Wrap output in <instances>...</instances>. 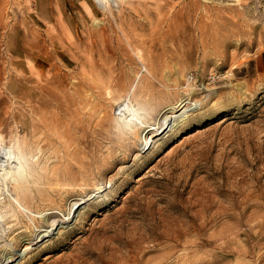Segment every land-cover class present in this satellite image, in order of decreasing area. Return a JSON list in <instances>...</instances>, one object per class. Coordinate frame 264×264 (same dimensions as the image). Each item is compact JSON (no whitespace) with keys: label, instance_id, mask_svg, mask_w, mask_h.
<instances>
[{"label":"rangeland","instance_id":"374dc122","mask_svg":"<svg viewBox=\"0 0 264 264\" xmlns=\"http://www.w3.org/2000/svg\"><path fill=\"white\" fill-rule=\"evenodd\" d=\"M109 2L112 14L105 9L101 0H0V133L8 144L14 145L15 148L18 145L17 149L27 147L29 150L31 171L22 181H29L33 194L36 192L35 198H27L28 201L22 199L23 197L21 199L31 207L37 202L32 208L35 210L33 214L49 212V206L54 204L51 200H56V205L62 210L56 207L54 212L46 215L47 220L42 216L39 220L38 216L36 221L39 225L43 223V226L48 224L47 222H53V219H63V216L67 215L68 207L75 211L78 203H81V206L75 214H83L79 220L75 217L77 222L73 220L69 228H60H63L64 234L55 233L54 238L45 245L37 246L29 251L26 257H21L11 264H191L193 259L192 264H264V0ZM189 3L197 5L191 8ZM243 3L249 7H244ZM156 4L163 6L162 9ZM238 12L240 14H237ZM113 15L117 16L116 21ZM96 16L104 21L107 51L114 55V58H111L110 71L119 79L118 83H109L112 87L106 85L107 88L101 85L99 79L104 76L106 66L99 68V71L98 68L87 69L89 64H85L86 69L81 68L80 65L75 66L77 63L75 64V58L71 55L72 50L81 43L90 42L87 32L96 29ZM259 38H263V42H258L261 40ZM128 40L139 45V48L152 49L153 55L160 56V60L163 57V83L154 79L157 83L154 82L153 86L139 87V81L147 72ZM223 40L226 41L222 42ZM250 41H254L251 46L248 45ZM93 58L97 62L100 60L98 56ZM81 60L85 61L83 58ZM249 64L251 68L248 72L245 68ZM81 79L86 83L82 82V87H79L75 82L78 83ZM95 83L98 84L96 89ZM61 84L63 87H60ZM154 87L156 89H153ZM79 90L85 92L88 103L85 102L88 101L87 98H83V92ZM108 92L110 95H107ZM69 93H73V97ZM93 93L100 96V99H97L95 94L92 95ZM160 94H163V97L159 96ZM184 95L189 96L188 104L193 108L189 110L187 120L168 130L149 149H142V138L130 133L126 127L129 119L124 118L126 115L123 109L128 112L127 108L132 107L142 120L148 118L146 122L156 124L165 118V111H168L165 108L175 104L178 98L186 97ZM93 98H96L95 102ZM79 101L84 103H80V106ZM160 101L163 107L159 105ZM86 103L88 107L90 104L97 105L90 106L94 109L90 110ZM77 105L81 107L80 110ZM23 106L28 107L24 109ZM68 106L72 107L71 115L67 111ZM31 110L32 115L36 114V117L31 115ZM38 110L41 111L42 117ZM49 112L55 113L60 123L55 121L53 124L51 120L48 121L52 114ZM52 116L56 117L54 114ZM67 116L68 120H62ZM109 119L111 120L108 121ZM62 124L63 128L67 125L65 131ZM72 126L75 132L69 137V141L61 133L69 132L68 129ZM94 126L96 130H93ZM139 127L140 131L145 129L142 124ZM188 127L190 130L186 134L185 142L164 156L166 149L177 141ZM197 127H200L202 132L196 133ZM153 130L146 127L143 136L148 137ZM52 131L56 132L51 133ZM27 133L31 135L28 136ZM126 133H129L128 136ZM35 134L36 136H33ZM46 137L48 140H45ZM89 144L91 145L88 147ZM49 146L53 150H50ZM79 155L81 158H78ZM86 160L92 168H87V174L90 175H87L85 189L82 190V187L77 185L68 189L69 191L61 189L59 194H52L50 191V194L44 193L40 197L38 189H46L45 182H55L56 172L69 166L78 171V162L83 164ZM92 160H95V163ZM80 163L79 166L82 165ZM34 167H37L39 172H35ZM19 190L22 195L21 188ZM5 191L6 187L0 185V209L4 214H8L6 220L9 222L7 224L6 221L7 225L2 226L5 231L3 229L4 233L0 232L3 234L0 235V246L2 242L10 241L13 246L23 250L31 240L28 237H35L34 231L32 227H25L31 225L29 218L17 211L16 205ZM249 194L251 197H247ZM6 201L11 202L7 204ZM84 201L87 202L82 204ZM9 208H15L16 214ZM242 215L244 217H241ZM13 217L15 218L12 219ZM174 235L177 237L174 238ZM3 237H7L8 241ZM58 237L62 239L59 243L52 242ZM187 240L191 242L188 243ZM44 255H51L50 259ZM187 256L193 259H188ZM218 256H221V260Z\"/></svg>","mask_w":264,"mask_h":264},{"label":"bare ground","instance_id":"6f19581e","mask_svg":"<svg viewBox=\"0 0 264 264\" xmlns=\"http://www.w3.org/2000/svg\"><path fill=\"white\" fill-rule=\"evenodd\" d=\"M97 1V0H96ZM102 1V3L104 4V6H105V9L107 10V11H109L111 14L113 13L112 12V6H111V3L109 2V0H101ZM122 1H124L125 3H139L140 1H143V2H147V0H122ZM195 1V0H194ZM204 1V0H203ZM237 2H242L243 0H236ZM169 2V1H168ZM71 3V2H70ZM73 3V2H72ZM246 3V2H245ZM245 3H243V5H244V7H249L248 5L250 4V3H248L247 2V4L248 5H246ZM86 4V3H85ZM199 4V3H198ZM240 4V3H239ZM33 5V4H32ZM92 5V4H91ZM157 5V4H156ZM194 5H197L196 3H189V6L191 7V8H193L194 7ZM72 6H73V4H72ZM78 6H80V5H78ZM87 6V5H86ZM93 6V5H92ZM158 6V5H157ZM185 6V5H184ZM159 7V9H162L161 7H163V6H161V5H159L158 6ZM165 7V6H164ZM173 7H175V5L173 6ZM76 8H78V7H76ZM177 8V7H176ZM207 8V7H206ZM190 9V8H189ZM209 9V8H208ZM231 9V8H230ZM163 11V10H162ZM95 12V11H94ZM92 14H93V12H91ZM237 14H240V12H238ZM58 15H59V13H58ZM83 15V14H82ZM85 16V15H84ZM113 17H114V21H116L117 20V16H115V15H113ZM83 20V19H82ZM95 26H96V29H94V30H91V31H89V33L87 32V35H89V38H90V42H86V43H81V45H79L75 50H72V53H71V55H72V57H74L75 59V66H77V65H80L81 66V68H85V64H89V67L87 68V69H94V68H98V71H99V68H104L105 66H106V70H105V74H103L104 76H102V77H100L99 79H100V83H101V85H103L104 87L107 85H109V83L111 84L112 82H117L118 83V76H113L112 75V73H111V71H110V69H111V58H114V55H112V53H109L108 51H107V43H108V41H107V39L105 38V36H104V31H105V27H104V21L103 20H101V19H99V18H97V16L95 17ZM82 24V23H81ZM115 24H117V25H119L118 23H115ZM48 25V24H47ZM205 25V24H204ZM111 26L116 30V28L111 24ZM253 28V27H252ZM91 29V28H90ZM204 29V28H203ZM43 30V29H42ZM205 31V30H204ZM203 31V32H204ZM243 31V30H242ZM218 32V31H217ZM236 33V32H235ZM204 34H205V32H204ZM93 36H95V38H93ZM113 37V36H112ZM259 39H261V40H258V42H260V41H262L263 42V38H259ZM113 40V39H112ZM215 40H217V39H215ZM220 40L221 39H219V42H220ZM119 41V40H118ZM226 40H223L222 42H225ZM128 42H129V45H130V47H132L133 48V51H135L137 54V56H138V59L142 62V64L144 65V68H145V70H146V72H147V74L145 75V76H143L142 78H141V81H139L141 84H139V87H141L142 86V88L143 87H146V86H153V83L154 82H156L157 83V81H160V83H163V77H165V76H163V57H161V60L159 59V57L160 56H155V55H153V52H152V49H146V48H143V47H141V48H139V45H135L134 43H133V41L132 40H128ZM241 43H243V41L241 40L240 41ZM257 42V43H258ZM45 43H47V42H45ZM254 43V41H250L249 42V46H251L252 44ZM50 45H51V43H50ZM119 45V44H118ZM135 46V47H134ZM139 51H138V50ZM128 50V49H127ZM43 51V50H42ZM48 52V51H47ZM114 52V51H113ZM125 52H127V51H125ZM124 51H123V53H125ZM49 53V52H48ZM88 54H90L92 57L90 58V56L88 55ZM168 53H166V55H167ZM93 56H98V58L100 59L99 60V62H97V61H94V58H93ZM235 57V56H234ZM81 58H83L85 61L83 62L82 60H81ZM237 58V57H236ZM233 60H234V58H233ZM232 60V61H233ZM58 62V61H57ZM56 62V63H57ZM50 64H52V63H50ZM54 64V63H53ZM165 64V63H164ZM237 64V63H236ZM55 65H57V64H55ZM59 65V64H58ZM52 66V65H51ZM238 66V65H237ZM236 67V66H235ZM53 68H55V67H53ZM249 68H251L250 67V64L248 65V67L247 68H245V70H247L248 72H249ZM55 69H59V67L58 68H55ZM61 69V68H60ZM72 69V68H71ZM86 69V68H85ZM84 69V70H85ZM243 69H244V67L243 68H241V70L243 71ZM51 70V69H50ZM63 70V69H62ZM73 70H75L74 68H73ZM77 70V69H76ZM115 70V69H114ZM54 71V70H53ZM61 71V70H60ZM72 71V70H71ZM174 71V70H173ZM250 71H252V70H250ZM62 72V71H61ZM66 72V71H65ZM73 72V71H72ZM82 72V71H81ZM89 72H90V70H89ZM117 72V71H116ZM46 73V72H45ZM59 73V72H58ZM67 73V72H66ZM83 73V72H82ZM104 73V72H103ZM115 73V72H114ZM73 74V73H72ZM79 74V73H78ZM133 74V73H132ZM91 75V74H90ZM165 75V74H164ZM42 76H43V74H42ZM120 76H122V75H119V77ZM168 76H170V75H168ZM55 77V76H54ZM61 77V76H60ZM66 77V76H65ZM56 78V77H55ZM71 78V77H70ZM76 78V77H75ZM81 78V77H80ZM79 77H78V79H80ZM88 78V77H87ZM60 79V78H59ZM64 79V78H63ZM63 79H62V83H63ZM85 79V78H84ZM154 79L155 80H157V81H154ZM177 79V78H176ZM65 80V79H64ZM76 80V79H75ZM139 80V79H138ZM166 80H168V79H166ZM165 80V81H166ZM54 81V80H53ZM55 82V81H54ZM69 82H70V80H69ZM82 82H84L82 79L81 80H79L78 81V83H76L75 82V84L77 85H79V87L82 85ZM92 82H95V81H92ZM91 82V83H92ZM171 82V81H170ZM169 82V83H170ZM174 82V81H173ZM56 83V82H55ZM59 83V82H58ZM65 83V82H64ZM71 83V82H70ZM84 83H86V82H84ZM89 83V82H88ZM134 83H135V81H134ZM137 83H138V81H137ZM156 83H155V86H156ZM166 83V82H165ZM175 83V82H174ZM96 84V83H95ZM120 84V83H119ZM159 84V83H158ZM170 84H172V83H170ZM190 84H192V83H190ZM195 84V83H194ZM69 85V84H68ZM73 85V84H72ZM90 85V84H89ZM98 84H96L95 85V89H96V86H97ZM100 85V84H99ZM113 85H114V83H113ZM122 85H123V83H122ZM135 85L137 86V84L135 83ZM164 85V84H163ZM167 85V84H166ZM58 86V85H57ZM62 86V84L60 85V87ZM85 86H87V85H84V87ZM109 86H111V85H109ZM116 86V85H115ZM165 86V85H164ZM171 86V85H170ZM53 87V86H52ZM59 87V88H60ZM63 87V86H62ZM74 88H76L75 86H73ZM78 87V88H79ZM82 87V86H81ZM88 87V86H87ZM101 88H102V86H100ZM112 87V86H111ZM158 86H156V88H157ZM86 88V87H85ZM89 88V87H88ZM87 88V89H88ZM105 88H107V87H105ZM109 88V87H108ZM114 88V87H113ZM117 88V87H116ZM155 87L153 88V89H156ZM42 89H43V87H42ZM63 89V88H62ZM73 89V88H72ZM81 89V88H80ZM83 89V88H82ZM81 89V90H82ZM103 89V91H105L104 90V88H102ZM110 89V88H109ZM136 90H137V88H135ZM148 89V87L145 89V90H147ZM188 89V88H187ZM186 89V90H187ZM191 89V88H190ZM57 90H59V89H57ZM69 90H71V88L69 89ZM74 90V89H73ZM85 90V89H84ZM91 90V89H90ZM111 90H112V88H111ZM115 90V89H114ZM114 90H113V92H114ZM142 90H144V89H142ZM144 90V91H145ZM150 90V89H149ZM162 90V89H161ZM194 90V89H193ZM80 91V90H79ZM78 91V92H79ZM86 91V90H85ZM87 91H89V90H87ZM93 91V90H92ZM110 91V90H109ZM138 91V90H137ZM163 91V90H162ZM168 91V90H167ZM189 91V90H188ZM39 92V91H38ZM66 92H68V89H67V91ZM81 92V91H80ZM83 92V94L85 93L84 91H82ZM81 92V93H82ZM90 92V91H89ZM106 92V91H105ZM123 92V91H122ZM126 92V91H125ZM146 92V91H145ZM153 92V91H152ZM165 92V91H164ZM45 93V92H44ZM49 93V92H48ZM92 93V92H91ZM90 93V94H91ZM109 93V92H108ZM110 93H111V91H110ZM110 93L109 94H107V95H110ZM128 93V92H127ZM142 93V92H141ZM150 93H151V91H150ZM154 93V92H153ZM190 93V92H189ZM70 94V93H69ZM73 94V93H72ZM72 94H70V96L72 95ZM80 94V93H79ZM95 93H93L92 95H94ZM120 94V93H119ZM124 94V93H123ZM138 94V93H137ZM140 94V93H139ZM149 94V93H148ZM147 94V95H148ZM175 94V93H174ZM185 94V93H184ZM45 95V94H44ZM74 95V94H73ZM78 95V94H77ZM89 94H87V96H88ZM91 95V96H92ZM96 95V94H95ZM99 95H101V94H99ZM117 95V94H116ZM127 95V94H126ZM125 95V96H126ZM158 95V94H157ZM187 95V94H186ZM186 95H184V96H186ZM191 95H192V93H191ZM50 96H51V94H50ZM86 96V94H84V96H83V98ZM113 96V95H112ZM115 96V95H114ZM149 96V95H148ZM159 96H161V97H163V94H160ZM29 97H30V95H29ZM44 97V96H43ZM71 97H73V96H71ZM78 97V96H77ZM96 97H98L97 95H96ZM100 97V96H99ZM97 98V99H100V98ZM106 97H108V96H106ZM123 98H124V96H122ZM140 97V96H139ZM145 97V96H144ZM35 98V97H34ZM47 98V97H46ZM69 98V97H68ZM67 98V99H68ZM74 98H75V96H74ZM74 98H71V99H73L74 100ZM85 98H87V100H88V97H85ZM89 98H90V96H89ZM102 98V97H101ZM112 98H115V97H112ZM111 98V99H112ZM119 97H117V99H118ZM136 98V97H135ZM135 98H133V99H135ZM149 98L150 97H148V99L147 100H149ZM37 99V98H36ZM49 99V98H48ZM52 99V98H51ZM51 99H50V101H51ZM76 99V98H75ZM78 99H81V98H77V100ZM96 99V98H95ZM95 99L93 98V100H94V102H95ZM116 99V100H117ZM141 99V98H140ZM155 99V98H154ZM22 100H24V99H22ZM77 100H76V102H77ZM85 100V99H84ZM121 100V99H120ZM119 100V101H120ZM152 100V99H151ZM151 100H150V102H151ZM178 101L175 103V104H173L172 106H170L169 108H165L166 110H168V111H165V118L162 120V121H157L156 122V124H153V123H150V122H146L147 121V119L148 118H146L145 120L143 119H141V117H140V115H138V113L135 111L136 109H133L132 107L129 109V108H127L128 109V112H127V110L126 109H123L124 110V114L126 115V117H124V118H127V119H129V120H127V122L128 123H126V127H128V129H129V132L130 133H135L136 135H139L140 136V138H142V149H144V150H146V149H149L150 147H151V145L153 144V143H155L163 134H166V132H168V130H172V129H174L175 127H177V126H179L180 124H182V123H184V121H186L187 120V118L189 117V110H192L193 108L192 107H190L189 106V100H190V98H189V96H186V97H181L180 99L178 98L177 99ZM21 101V100H20ZM36 101V100H35ZM46 101H49V100H46ZM97 101V100H96ZM107 101H108V98H107ZM110 101H112V100H110ZM114 101V100H113ZM112 101V102H113ZM127 101V100H126ZM27 102V101H26ZM52 102H54V101H52ZM73 102V101H72ZM83 101H79V105L81 106L82 104H80V103H82ZM85 102H89V100L88 101H85ZM92 102V101H91ZM90 102V103H91ZM93 102V103H94ZM98 102V101H97ZM143 102H145V101H143ZM142 101H141V103H143ZM147 102V101H146ZM84 103V102H83ZM86 103V105H87V107H88V104ZM114 103H115V101H114ZM120 103V102H119ZM140 103V104H141ZM161 101H160V106H162L163 107V105H161ZM23 104H24V102H23ZM34 104H35V102H34ZM37 104V103H36ZM46 104V103H45ZM69 104H71V102L69 103ZM76 104V103H75ZM100 104V103H99ZM125 104V103H124ZM131 104V103H130ZM145 104V103H144ZM147 104V103H146ZM148 104H149V101H148ZM148 104H147V106H148ZM28 105V104H27ZM54 105V104H53ZM72 105V104H71ZM86 105H85V109L87 108L86 107ZM92 105H97V104H92ZM92 105L90 104V106L92 107ZM111 105H112V103H111ZM129 105V104H128ZM152 105V104H151ZM158 105V106H159ZM22 106V105H21ZM31 106H32V104H31ZM55 106V105H54ZM67 106V105H66ZM78 106V105H77ZM84 106V105H83ZM82 106V107H83ZM89 106V107H90ZM93 106V107H94ZM113 106H115L114 104H113ZM121 106H123V105H121ZM140 106H142V105H140ZM28 106H26V108H27ZM40 107H42V106H40ZM88 107V108H89ZM90 107V110L91 109H93V108H91ZM96 107H99V106H96ZM124 107V106H123ZM129 107V106H128ZM133 107H134V105H133ZM23 108H24V106H23ZM26 108H24V109H26ZM38 108V107H37ZM43 108V107H42ZM78 108H79V106H78ZM81 108V107H80ZM80 108H79V110H80ZM84 108V107H83ZM82 108V109H83ZM87 108V109H88ZM102 108H103V106H102ZM110 108V107H109ZM135 108V107H134ZM141 108H143V107H141ZM150 108V107H149ZM152 108V107H151ZM22 109V108H21ZM21 109H19V110H21ZM39 109V108H38ZM74 109H76V107L74 108ZM84 109V110H85ZM87 109H86V112H87ZM145 109V108H144ZM157 109H158V107H157ZM163 109V108H162ZM195 109V108H194ZM29 110H30V108H29ZM49 110V109H48ZM94 110V109H93ZM99 111H101L100 110V108L98 109ZM141 110V109H140ZM147 110V109H146ZM170 110V111H169ZM21 111H23V110H21ZM32 111L33 110H31V115H32ZM50 111V110H49ZM54 111V110H53ZM63 111V110H62ZM67 111L69 112V114L71 115L72 114V107H70V106H68V109H67ZM89 111V110H88ZM160 111V110H159ZM38 112H39V110H38ZM42 112H44V111H42ZM82 112H84V111H82ZM85 112V113H86ZM90 112V111H89ZM153 112V111H152ZM36 113V112H35ZM41 113V111L38 113V114H40ZM49 113H52V112H49ZM62 113V112H61ZM60 113V114H61ZM92 113H93V111H92ZM96 113V112H95ZM98 113H101V112H98ZM139 113L142 115V113H141V111H139ZM147 113H149V112H147ZM158 113V112H157ZM37 114V115H38ZM43 114H45V113H43ZM55 115L56 117H57V115L55 114V113H52L51 114V117H50V115H49V119H48V121L49 120H51V122H54L53 124H55L57 121H58V123H60V120H59V117H53L52 115ZM84 114V113H83ZM88 114V113H87ZM86 114V115H87ZM91 114V113H90ZM90 114H88V115H90ZM97 114V113H96ZM124 114H122V115H124ZM143 114H145V112H143ZM36 115V114H35ZM35 115H32V116H35ZM59 115V114H58ZM63 115V114H62ZM66 115V114H65ZM85 115V114H84ZM83 115V116H84ZM87 115V116H88ZM94 115V114H93ZM106 116H108V114H105ZM124 115V116H125ZM148 115V114H147ZM151 115V114H150ZM20 116V115H19ZM29 116H30V114H29ZM44 116H46V114L44 115ZM80 116V115H79ZM117 116V115H116ZM31 117V116H30ZM36 117V116H35ZM40 117H42L41 116V114H40ZM61 117V116H60ZM90 117V116H89ZM93 117H95V116H93ZM93 117H91V118H93ZM98 117V116H97ZM103 117V116H102ZM110 116H108V118H109ZM114 117V116H113ZM144 117H145V115H144ZM154 117V116H153ZM44 118V117H43ZM64 118H66L67 120H68V116L67 117H63L62 118V120H64ZM85 118H87V117H85ZM107 118V119H108ZM30 119H32V118H30ZM38 119H39V116H38ZM41 120H42V118H40ZM80 119H81V117H80ZM95 119H97L96 117H95ZM100 119H102V118H100ZM153 119V118H152ZM40 120V121H41ZM84 120V119H83ZM86 120V119H85ZM88 120V119H87ZM86 120V121H87ZM111 119H109L108 121H110ZM149 120H150V118H149ZM224 120H226V119H224ZM32 121V120H31ZM39 121V120H38ZM37 121V122H38ZM39 121V122H40ZM45 121H47V120H45ZM56 121V122H55ZM65 121V120H64ZM74 121H76V119L74 120ZM88 121H90V118H89V120ZM94 121V120H93ZM98 121V120H97ZM96 121V122H97ZM114 121V120H113ZM124 121V120H123ZM151 121H153V120H151ZM50 122V123H51ZM63 122V121H62ZM70 122V121H69ZM77 122V121H76ZM125 122V121H124ZM29 123H30V121H29ZM49 123V124H50ZM75 123V122H74ZM88 123V122H87ZM95 123V122H94ZM94 123H93V125H94ZM186 123V122H185ZM41 124H43L42 122H41ZM40 124V125H41ZM44 124H46L45 122H44ZM63 124H64V122H63ZM63 124H62V128H63ZM92 124V123H91ZM125 124V123H124ZM143 125L144 127H145V129H146V127H148L149 128V130L151 129H154L153 130V132L152 133H150V134H148V137H147V135H144L143 136V131L145 130V129H143L142 131H140V127H139V125ZM29 125V124H28ZM33 124H31V126H32ZM47 125H48V122H47ZM65 125V124H64ZM74 125H76V123L74 124ZM30 126V125H29ZM44 126V125H43ZM50 126H51V124H50ZM54 126V125H53ZM52 126V127H53ZM78 126V125H77ZM99 126V125H98ZM97 126V127H98ZM108 126V125H107ZM122 126V125H121ZM121 126L119 127L120 129H121ZM156 126V127H155ZM40 127V126H39ZM42 127V126H41ZM57 127V126H56ZM58 127H59V129L61 128L60 127V125L58 124ZM65 127H67V125L65 126ZM65 127L63 128L64 129V131H65ZM70 127H71V124H70ZM86 127H87V125H86ZM95 127V128H94ZM93 128V130H96V126H94ZM123 127V126H122ZM125 127V126H124ZM20 128H21V126H20ZM30 128V127H29ZM32 128V127H31ZM30 128V129H31ZM44 128H45V126H44ZM76 128L77 127H75V130H76ZM88 128V127H87ZM86 128V129H87ZM105 128V127H104ZM114 128V127H113ZM200 127H197V130L198 131H196V133H200V132H202L201 131V129H199ZM26 129V128H25ZM34 129V128H33ZM36 129L37 128H35V131H36ZM43 129V128H42ZM47 129H48V127H47ZM50 129H51V127H50ZM50 129H49V131H50ZM67 129V128H66ZM83 129V128H82ZM90 129H92V128H90ZM103 129V128H102ZM106 129H108V127L106 128ZM111 129V128H110ZM28 130V129H27ZM45 130V129H44ZM43 130V131H44ZM69 130V132H63V133H61V131H63V130H61L60 131V133L61 134H64L65 135V137L66 138H68L67 140H71L69 137L70 136H72L73 134H74V128H73V126H72V128H70V129H68ZM79 130V129H78ZM98 130V129H97ZM122 130V129H121ZM190 130V127H188L187 129H186V131L184 132V134L177 140V141H175L174 143H172L167 149H166V153H165V155L164 156H167L168 154H170L173 150H174V148L175 147H177V146H179V145H181V144H183L184 142H185V139H186V137H187V135L186 134H188V131ZM203 130V129H202ZM29 131V130H28ZM34 131V130H33ZM46 131V130H45ZM44 131V132H45ZM49 131H48V133H49ZM119 130H117V132H118ZM123 131V130H122ZM124 131H125V129H124ZM24 132V131H23ZM22 132V133H23ZM39 132V131H38ZM56 132V131H55ZM54 131H52L51 133H55ZM77 132V131H76ZM79 132H81V131H79ZM95 132V131H94ZM100 132H102V131H100ZM116 132V133H117ZM18 133V132H17ZM37 133V132H36ZM41 133V132H40ZM58 133V132H57ZM123 133V132H122ZM15 134H16V132H15ZM30 134V133H29ZM50 134V133H49ZM48 134V135H49ZM77 134V133H76ZM79 134V133H78ZM88 134V133H87ZM119 134V133H118ZM127 134V133H126ZM129 134V133H128ZM128 134H127V136H128ZM27 135H28V133H27ZM31 135V134H30ZM30 135H28V136H30ZM56 135V134H55ZM64 135H63V137H64ZM80 135V134H79ZM25 136V135H24ZM33 136H36V134L35 135H33ZM38 136V135H37ZM44 136V135H43ZM51 136V135H50ZM53 136H54V134H53ZM115 136V135H114ZM119 136V135H118ZM134 136V135H133ZM12 137V136H11ZM10 137V138H11ZM26 137V136H25ZM63 137H59V138H62L63 139ZM75 137H80V136H75ZM82 137V136H81ZM94 137V136H93ZM96 137V136H95ZM112 137V136H111ZM132 137V136H131ZM15 138V137H14ZM29 138V137H28ZM37 138V137H36ZM40 138V137H39ZM43 138V137H42ZM52 138V137H51ZM58 138V137H57ZM84 138H86V136L84 137ZM108 138V137H107ZM34 139H35V137H34ZM53 139H55L54 137H53ZM52 139V140H53ZM78 139V138H77ZM112 139H113V137H112ZM115 139V138H114ZM113 139V140H114ZM118 139H120V138H118ZM129 139V138H128ZM36 140V139H35ZM42 140V139H41ZM45 140H48V138L46 137V139ZM51 139H50V141H52ZM60 140V139H59ZM58 140V142H60L61 143V141H59ZM79 140V139H78ZM116 140V139H115ZM18 141V140H17ZM38 141L40 142V139H38ZM43 141V140H42ZM53 141H55V140H53ZM63 141V140H62ZM64 141H65V139H64ZM83 141V140H82ZM13 142H14V140H13ZM21 142V141H20ZM33 142H34V140H33ZM37 142V141H36ZM46 142L47 141H45V143L44 144H46ZM111 142V141H110ZM113 142V141H112ZM119 142V141H118ZM117 142V143H118ZM124 142V141H123ZM26 143V142H25ZM42 143V142H41ZM48 143H49V141H48ZM55 143V142H54ZM60 143H59V145H60ZM78 143V142H77ZM81 143H83V142H81ZM122 143V142H121ZM177 143V144H176ZM19 144V143H18ZM34 144H36V143H34ZM52 144V143H51ZM56 144H57V142H56ZM62 145H63V143H61ZM65 144V143H64ZM70 144V143H69ZM76 144V143H75ZM114 144H116V143H114ZM176 144V145H175ZM21 145V144H20ZM19 145V146H20ZM23 145V144H22ZM30 145H31V143H30ZM29 145V146H30ZM37 145H38V143H37ZM36 145V147H38ZM41 145V144H40ZM53 145V144H52ZM77 146H78V144H76ZM91 144H89L88 145V147L90 146ZM98 145V144H97ZM112 145H113V143H112ZM25 146V145H24ZM28 146V145H27ZM42 146V145H41ZM51 146V145H50ZM49 146V147H50ZM55 146V145H54ZM53 146V147H54ZM122 146V145H121ZM126 146V145H125ZM21 147V146H20ZM34 147H35V145H34ZM33 147V148H34ZM59 147V146H58ZM62 147H64V145L62 146ZM65 147H66V145H65ZM69 147V146H68ZM17 148H18V145H17ZM17 148H15L14 147V145H12V144H8L7 142H6V140L4 139V137H3V134H1L0 133V185H3V187H6V193H7V195H8V197H10L11 198V200H12V202H13V204H15L16 205V209H17V211H21V214L22 213H24L28 218H29V222H31V225L30 226H25V227H32V231H34L33 232V234H34V238H32V237H28V239H31L30 241H29V243H28V245L27 246H25L24 247V249L23 250H21V249H19V248H16L15 246H13L12 244H11V242L10 241H8L7 240V237H3V239L4 240H7L8 242H6V243H4V242H2L3 244H1V246H0V253H1V256H0V264H11L12 262H14L15 260H17V259H19V258H21V257H26L27 255V253L29 252V251H31L32 249H35V248H37V246H41V245H45L47 242H49L51 239H53L54 238V234L55 233H60V234H64L65 233V231L63 230V228H69V225L71 224V222L73 221V220H75V222H77V219H75V217L76 218H78V220L81 218V217H83V214L81 213H79L78 215H76L75 214V212L78 210V208L81 206V203H78V204H76L77 206H78V208L75 210V211H73V209H71V207L69 208L68 207V209H67V215L66 216H63V219H61V217L60 218H58V219H53V222H47L48 224H44L45 226H43L42 224L41 225H39L38 224V222L36 221V218L39 216V220H40V218H41V216H42V218H45L46 217V215L48 214V213H52V212H54V209L56 208V207H60L59 205H56L57 203H56V200L54 199H52L51 201L55 204H53V206H49L51 209H49V212H46V211H43V212H35L34 214H33V210H32V208L34 207V205L37 203H35L34 205H32L33 207H31V205L29 204V203H26V202H24L22 199H27V198H30V197H33V198H35L36 197V192L33 194V192H32V188H30V186L32 187V185L29 183V181H22L23 179H24V177H25V175H27L28 176V174H29V172L31 171L30 170V161H29V157L31 156V155H28V153H29V150L27 149V147L25 148V149H23V147L22 148H20V149H17ZM42 148V147H41ZM55 148H57V145H56V147H54V150H55ZM69 148H71V146L69 147ZM84 148V147H83ZM86 148V147H85ZM43 149V148H42ZM45 149V148H44ZM46 149H48V146H47V148ZM50 150H53V149H51V147L49 148ZM60 149V148H59ZM74 149H75V147H74ZM76 149H77V147H76ZM78 149H79V147H78ZM96 149V148H95ZM111 149V148H110ZM124 149V148H123ZM58 150V149H57ZM56 150V151H57ZM87 150H89V149H87ZM121 150V149H120ZM43 151V150H42ZM45 151V150H44ZM78 151V150H77ZM91 151V150H90ZM31 152V151H30ZM52 152H54V151H52ZM80 152H82V151H80ZM80 152H77V153H80ZM87 152V151H86ZM111 152V151H110ZM34 153V152H33ZM39 153V152H38ZM59 153V152H58ZM68 153H70V152H68ZM76 153V154H77ZM90 153V152H89ZM88 153V154H89ZM52 154V153H51ZM60 154V153H59ZM61 154H62V151H61ZM71 154V153H70ZM83 154V153H82ZM139 154V153H138ZM37 155V154H36ZM56 155V154H55ZM78 155V154H77ZM81 155V154H80ZM79 155V157L78 158H81V156ZM29 156V157H28ZM73 156V155H72ZM75 156V155H74ZM163 156V157H164ZM57 157H58V155H57ZM70 157V156H69ZM69 157H67V158H69ZM84 157H85V154H84ZM109 157V156H108ZM33 158H34V156H33ZM77 158V160H79ZM87 158V157H86ZM92 158V157H91ZM110 158V157H109ZM58 159V158H57ZM72 159V158H71ZM74 159H76V158H74ZM73 159V160H74ZM69 160V159H68ZM83 160H84V158H83ZM96 160V159H95ZM95 160L93 161L94 163H95ZM71 161V160H70ZM76 161V160H75ZM80 161H82L81 159H80ZM80 161L78 162V166L77 167H80V169H78V171L75 169L74 170V168H72V167H68V168H64V169H60L61 171H58V168H57V171L58 172H56L55 171V169H54V174H55V172H56V175H57V179H56V181L55 182H45V187L44 188H46V189H38L39 191H40V197H42V195H44V193H46V194H50V191H51V193L52 194H59V191L62 189H64V191L66 190V191H69L68 189H73L75 186H80V187H82V190L83 189H85V187H86V182H87V175H90V174H87V168H88V166H92V165H90V163L89 162H87L88 160H86V161H84L85 163H80ZM34 162H35V160H34ZM75 163H77V162H75ZM79 163L80 164H82L81 166H79ZM107 163H109V162H107ZM106 163V164H107ZM111 163V162H110ZM109 163V164H110ZM45 164V163H44ZM100 164L102 165V163L100 162ZM33 165V164H32ZM66 165V164H65ZM96 165H98V164H96ZM68 166V165H67ZM73 166H75L74 165V163H73ZM40 167V166H39ZM44 167V166H43ZM94 167V166H93ZM100 167V166H99ZM109 167V166H108ZM33 168V167H32ZM35 168V167H34ZM48 168V167H47ZM60 168V167H59ZM92 168V167H91ZM102 169H103V167H101ZM42 169V168H41ZM100 169V168H99ZM98 169V170H99ZM44 170V169H43ZM91 169H89V171H90ZM34 171L36 172V171H38L39 172V169H37V167L34 169ZM44 172V171H43ZM94 172H96V171H94ZM98 172V171H97ZM101 172H102V170H101ZM47 173H49V172H46V174ZM43 174V173H42ZM50 174V173H49ZM101 174V173H100ZM95 175V174H94ZM93 175V176H94ZM98 175V174H97ZM44 176V175H43ZM100 176V175H99ZM34 177V176H33ZM60 177H61V179H60ZM56 178V177H55ZM95 178V177H94ZM26 179V178H25ZM27 179H29V178H27ZM53 180H55V179H53ZM89 180V179H88ZM46 181V180H45ZM50 181H52V180H50ZM64 181V182H63ZM36 182V181H35ZM25 184H27V185H29V186H27L26 187V185ZM35 184V183H34ZM85 185V186H84ZM88 185V184H87ZM17 186H19L20 188H21V191H22V195L20 194V188L18 189V187ZM14 187H17V189H14ZM35 187V186H34ZM43 187V186H42ZM93 187H96V186H93ZM247 187V186H246ZM88 188H89V186H88ZM94 189V188H93ZM92 189V190H93ZM243 189V188H242ZM252 189V188H251ZM250 189V190H251ZM5 190V189H4ZM17 190H19V191H17ZM34 190V189H33ZM76 190V189H75ZM74 190V191H75ZM81 190V189H80ZM241 190V189H240ZM244 190V189H243ZM36 191V190H35ZM5 192H4V194H5ZM241 192H242V190H241ZM252 192V191H251ZM238 193V192H237ZM245 193V192H244ZM254 193V192H253ZM264 193V192H263ZM62 194V193H61ZM256 194H257V192H256ZM72 195H75V194H72ZM78 195V194H77ZM229 195V194H228ZM254 195V194H253ZM264 195V194H263ZM47 196V195H46ZM52 196V195H51ZM90 196V195H89ZM231 196V195H230ZM234 196V195H233ZM245 196V195H244ZM250 196V194L247 196V197H249ZM8 197H6V198H8ZM21 197H23L22 199H21ZM238 197V196H237ZM242 197V196H241ZM251 197V196H250ZM64 198V197H63ZM91 198H92V196H91ZM230 198V197H229ZM228 199V198H227ZM241 199V198H240ZM260 199H261V197H260ZM263 199V198H262ZM29 199H27V201H28ZM33 200V199H32ZM229 200H231V199H229ZM9 201V200H8ZM8 201H6V203L8 204V203H10V202H8ZM39 201V200H38ZM58 201V200H57ZM88 201V200H87ZM87 201H84V203H82V204H85ZM30 203L32 202L31 200L29 201ZM225 202H228V201H225ZM237 202V201H236ZM251 202H252V200H251ZM262 202V201H261ZM235 203V202H234ZM255 203V202H254ZM258 203V202H257ZM260 203V202H259ZM263 203V202H262ZM48 204V203H47ZM219 204V203H218ZM221 204V203H220ZM240 204V203H239ZM256 204V203H255ZM264 204V203H263ZM12 205V204H11ZM75 205V204H74ZM75 205V206H76ZM222 205V204H221ZM224 205V204H223ZM226 205H228V204H226ZM247 205V204H246ZM39 206V205H38ZM45 206V205H44ZM47 206V205H46ZM225 206V205H224ZM229 207H230V205H228ZM234 206V205H233ZM259 205H257V207H258ZM262 206V205H261ZM264 206V205H263ZM9 207V206H8ZM37 207V206H36ZM35 207V208H36ZM215 207H217V206H215ZM222 207V206H221ZM227 207V206H226ZM225 207V208H226ZM240 207V206H239ZM238 207V208H239ZM244 207H246V206H244ZM243 207V208H244ZM42 208V207H41ZM62 208H63V206H62ZM65 208V207H64ZM219 208V207H218ZM242 208V207H241ZM261 208V207H260ZM10 209V208H9ZM12 209V208H11ZM10 209V210H11ZM15 209V208H14ZM14 209H12V210H14ZM15 209V210H16ZM60 209H61V207H60ZM221 209H223V208H221ZM227 210H228V207L226 208ZM225 209V210H226ZM233 209V208H232ZM256 209V208H255ZM264 209V208H263ZM8 210V209H7ZM10 210H9V212H10ZM12 210H11V212H12ZM14 210V212H15V214H16V211ZM43 210V209H42ZM62 210V209H61ZM216 211H217V209H215ZM215 210H213V211H215ZM225 210H223V212L225 211ZM35 211V210H34ZM48 211V210H47ZM86 211V210H85ZM84 211V212H85ZM222 211V210H221ZM256 211H257V209H256ZM6 212V211H5ZM14 212H12V213H14ZM64 212V211H63ZM73 212H74V214H73ZM81 212V211H80ZM83 212V211H82ZM212 212V211H211ZM220 212V211H219ZM218 212V213H219ZM227 212V211H226ZM245 212V211H244ZM247 212V211H246ZM253 212V211H252ZM252 212H250V213H252ZM261 212H263V211H261ZM12 213H11V215H12ZM214 213H216V212H214ZM222 213V212H221ZM230 213V212H229ZM243 213V212H242ZM249 213V214H250ZM257 212H255V214H256ZM15 214H14V216H15ZM60 214V213H59ZM217 214V213H216ZM215 214V215H216ZM228 214V213H227ZM249 214H246V215H249ZM254 214V213H253ZM258 214V213H257ZM264 214V213H263ZM210 215H212V214H210ZM214 215V216H215ZM221 215H223V214H221ZM244 216H245V214H243ZM241 216V217H244V216ZM10 216V215H9ZM24 216V215H23ZM59 216H61V215H59ZM197 216V215H196ZM195 216V217H196ZM199 217H200V215H198ZM207 216V215H206ZM209 216V215H208ZM235 216V215H234ZM251 216V215H250ZM250 216H248V217H250ZM257 216V215H256ZM263 216V215H262ZM6 217H8V214L6 213V214H4V212L0 209V230H2V231H0V232H2V233H4L3 232V227L2 226H4V225H7L9 222L6 220ZM11 217V216H10ZM21 217V216H20ZM216 217V216H215ZM214 217V218H215ZM15 217H13L12 219H14ZM24 218V217H23ZM22 218V219H23ZM204 218H205V216H204ZM234 218V217H233ZM232 218V219H233ZM240 218V217H239ZM246 218V217H245ZM251 219H252V217H250ZM10 219V218H9ZM46 219V218H45ZM247 219V218H246ZM245 219V220H246ZM47 220V219H46ZM207 220V219H206ZM217 220V219H216ZM238 220V219H237ZM241 220V219H240ZM256 220V219H255ZM6 221H7V224H5L6 223ZM17 221V220H16ZM48 221H49V219H48ZM209 221V220H208ZM260 222L262 221V219L261 220H259ZM258 221V222H259ZM21 222H23V221H21ZM41 222V221H40ZM46 222V221H45ZM243 222V221H242ZM247 222V221H246ZM245 222V223H246ZM249 222V221H248ZM10 223H12L11 221H10ZM17 223V222H16ZM212 223V222H211ZM215 223V222H214ZM253 223V222H252ZM20 224V223H19ZM25 224H27V223H25ZM17 225H18V223H17ZM22 226H23V224H21ZM28 225V224H27ZM201 225V224H200ZM243 225V224H242ZM261 226V225H260ZM61 227H63L61 230H60V228ZM231 227V226H230ZM243 227H245L246 228V226H243ZM10 228V227H9ZM16 228V227H15ZM59 228V229H58ZM238 228H240V226L238 227ZM242 228V227H241ZM19 229V228H18ZM25 229V228H24ZM58 229V231H56ZM184 229V228H183ZM187 229V228H186ZM191 229V228H190ZM4 231H5V229H4ZM9 231V230H8ZM10 231H11V229H10ZM22 231V230H21ZM70 231V230H69ZM169 231V230H168ZM183 231H185V229L183 230ZM231 231V230H230ZM177 232V231H176ZM187 232V231H186ZM209 232V231H208ZM226 233L228 232V231H225ZM235 232V231H234ZM2 233H0V235L2 234ZM6 233V232H5ZM212 233H214V232H212ZM224 233V232H223ZM225 233V234H226ZM9 234H10V232H9ZM27 234V233H26ZM29 234V233H28ZM33 234H31V235H33ZM216 234V233H215ZM229 234V233H228ZM231 234V233H230ZM229 234V235H230ZM233 234V233H232ZM250 234V233H249ZM3 235V234H2ZM177 235V234H176ZM184 235H186V234H184ZM217 236L219 235L218 233L216 234ZM216 235H215V238H216ZM223 235V234H222ZM251 235V234H250ZM15 236V235H14ZM66 236V235H65ZM179 236V235H178ZM183 236V235H182ZM203 236V235H202ZM219 236H221V235H219ZM177 236H175L174 235V238H176ZM2 238V237H1ZM199 238V237H198ZM203 238V237H202ZM189 239V238H188ZM226 239V238H225ZM262 239H263V237H262ZM262 239L260 240V241H262ZM13 240V239H12ZM62 239H61V237L59 238H57V239H54L52 242H54V243H59L60 241H61ZM180 240V239H179ZM192 240H194V239H192ZM195 240H197V239H195ZM199 240V239H198ZM264 240V239H263ZM17 241V240H16ZM218 240H216V242H217ZM220 241V240H219ZM225 241V240H224ZM259 241V242H260ZM184 242H186L185 240H184ZM187 242H188V240H187ZM191 242V240H189V242L188 243H190ZM13 243V242H12ZM51 244V243H50ZM193 244V243H192ZM220 244V243H219ZM256 244V243H255ZM171 245V244H170ZM196 245V244H195ZM252 245V244H251ZM190 246V245H189ZM215 246H216V244H215ZM254 246V245H253ZM179 248V247H178ZM255 249V248H254ZM144 250V249H143ZM173 250V249H172ZM171 250V251H172ZM232 250V249H231ZM230 250V251H231ZM6 251V252H5ZM188 252H189V250H187ZM187 251H186V254H187ZM263 251V250H262ZM197 252V251H196ZM234 252H236V250L234 251ZM241 251H239V253H240ZM199 253H201V252H199ZM254 253V252H253ZM255 253H256V251H255ZM264 253V252H263ZM51 254V253H50ZM61 254V253H60ZM171 254V253H170ZM169 254V255H170ZM173 254V253H172ZM193 254H195V253H193ZM198 254V253H197ZM196 254V255H197ZM203 254V253H202ZM259 254V253H258ZM45 256V255H44ZM51 255H48L47 257L45 256V258H49ZM168 256V255H167ZM166 256V257H167ZM171 256V255H170ZM186 256V255H185ZM261 256V255H260ZM169 257V256H168ZM177 257V256H176ZM197 257V256H196ZM219 257V256H218ZM221 257V256H220ZM220 257H219V260H221L220 259ZM264 257V256H263ZM187 258H188V256H187ZM199 258V257H198ZM203 258V257H202ZM227 258V257H226ZM23 259V258H22ZM50 259V258H49ZM164 259H166V258H164ZM175 259V258H174ZM186 259V258H185ZM188 259H193V258H188ZM204 259V258H203ZM206 259V258H205ZM217 259V258H216ZM46 260V259H45ZM161 260V259H160ZM163 260V259H162ZM178 260V259H177ZM183 260H184V258H183ZM182 260V261H183ZM187 260V259H186ZM185 260V261H186ZM190 260V261H191ZM194 260V259H193ZM193 260H192V262H193ZM200 260V259H199ZM148 261V260H147ZM165 261V260H164ZM190 261H188V262H190ZM196 261H198V260H196ZM195 261V262H196ZM203 261V260H202ZM207 261H209V260H207ZM212 261H214V260H212ZM211 261V262H212ZM143 262V261H142ZM149 262H151V261H149ZM171 262V261H170ZM184 262V261H183ZM192 262H191V264H192ZM203 262H205V261H203ZM221 262V261H220ZM21 263V262H20ZM160 263V262H159ZM187 262H185V264H186ZM197 263V262H196ZM200 263V262H199ZM208 263V262H207ZM210 263V262H209ZM17 264H19V263H17ZM153 264H156V263H153ZM163 264V263H162ZM164 264H166V263H164ZM169 264V263H168ZM176 264H178V263H176ZM180 264H182V263H180ZM184 264V263H183ZM188 264V263H187ZM194 264V263H193ZM198 264V263H197ZM205 264V263H204ZM216 264H218L217 262H216Z\"/></svg>","mask_w":264,"mask_h":264}]
</instances>
